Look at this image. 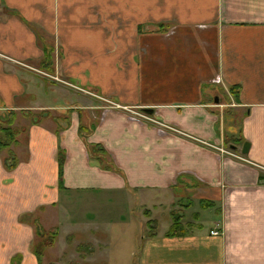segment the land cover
<instances>
[{"label": "crops", "instance_id": "crops-1", "mask_svg": "<svg viewBox=\"0 0 264 264\" xmlns=\"http://www.w3.org/2000/svg\"><path fill=\"white\" fill-rule=\"evenodd\" d=\"M143 109L152 121L134 114ZM7 111L28 151L13 149V171L0 155V264H39L31 219L59 236L69 192L103 194L122 212L90 217L91 198L66 226L103 243L111 231L117 252L94 243L84 264H264V0H0ZM81 126L93 127L87 139ZM88 144L118 172L95 164ZM175 212L190 227L182 237L167 236ZM133 237L125 263L119 244Z\"/></svg>", "mask_w": 264, "mask_h": 264}, {"label": "rangeland", "instance_id": "rangeland-1", "mask_svg": "<svg viewBox=\"0 0 264 264\" xmlns=\"http://www.w3.org/2000/svg\"><path fill=\"white\" fill-rule=\"evenodd\" d=\"M26 124H27V122H26ZM20 142H21V145H19L20 149H18V150L24 154L26 151H28L27 145L25 146L27 140L22 139ZM17 148L18 147H14L13 149L16 151ZM22 149H23V151H22ZM17 156H18V154H17ZM18 158L21 162L22 156L20 155V156H18ZM24 161H26L25 157H24ZM69 194H71V195H63L62 196V202L63 203L56 212L57 213L56 215L58 216L57 222L64 223V225L60 227V229H61L60 233L61 234L65 233L67 235L64 236L62 234V236H61V234H60L58 236L60 241L58 242V238H57L55 245L52 247L51 250H49V253H47L46 251L43 252V254H45L43 257V264H46L48 262H49V264H59V263H61L60 261H62V263H64V264H78V263L84 264L82 262L83 256L92 255L93 251L98 253L96 248L91 250L92 245H94V243L96 244V246H98L97 243L106 244V245H104L105 247H107V248H105V252H117V247H115L114 244H112L113 241H112V234L110 233L111 231L107 232V235H109L106 238L107 243H103L102 241L96 242L98 240V237H99L97 235H93L96 233V231H76V232L71 231V232H69L68 229L66 228V226H68L69 223H72V219L74 221H76L77 220L76 217L80 216L79 215L80 213L89 211L90 205L88 203H89V199H91V198H93V199L98 198L99 199V201L97 199H95L97 202V206L99 208L89 212L91 214H94V215H90V217L97 218L98 217L97 214H101L104 217L107 215H111V216H113V218H116L122 213L120 211L121 209L118 207V205L115 203H105L106 202V201H104L105 195H103V194H92V193L78 194L77 192H69ZM109 196H115V194H112ZM119 204L124 205L125 203H122L119 201ZM138 205H139V203L136 202L135 203V207L137 209L136 211H137V213L140 212L139 213L140 216H143V210H142V208L138 207ZM82 206H83V209H85V211H83L81 209ZM105 208L107 209V214L103 212V210ZM164 209L168 210L169 208L162 206L160 210L163 211ZM75 212L77 214L72 215V213H75ZM188 214H186V215H188ZM176 215H180V214L175 212L172 215L173 220H174V217ZM131 216H132V213H131ZM90 217H88V221H86L88 225L95 223L94 220H90ZM83 218L86 219L87 215H85V216L83 215ZM33 220L34 219H31V221H33ZM27 221H29V220H27ZM182 221H183V219H182ZM154 225H155L156 231L154 230L152 223L148 226L147 225L145 227L143 226V231H139L140 237L142 236V234L145 236H147V235L148 236H154L158 232L157 229H158V226H160V223H159V225H156V223L154 222ZM62 227H64V228H62ZM89 227H90V225H89ZM140 228H141V226H140ZM145 228H147V230ZM121 233L124 236V238H122V239H125L126 238L125 231H121ZM100 238H103V237H100ZM40 242H41V239L39 240V238L36 235V239L34 240V246H37V245L39 246ZM134 242H135V238L133 237V244L132 245L131 244H125V243L119 244V246H122V251L124 253V257L126 258L124 260L125 263L128 260H130L129 258L131 256V252L132 251L135 252L137 250L138 245L137 244L135 245ZM11 264H13V262H11ZM106 264H110V263L106 262Z\"/></svg>", "mask_w": 264, "mask_h": 264}, {"label": "trees", "instance_id": "trees-1", "mask_svg": "<svg viewBox=\"0 0 264 264\" xmlns=\"http://www.w3.org/2000/svg\"><path fill=\"white\" fill-rule=\"evenodd\" d=\"M47 47V46H46ZM232 94L236 96V100L239 97V87L232 89ZM18 116L17 113L13 111L0 112V155L2 157L4 167L13 171L20 160L17 154L13 151L14 147H17L20 143L19 137L24 132V129H20L16 126L15 122ZM92 128H87L84 126L80 127V133L84 139L88 138V135L92 132ZM89 157L95 164L99 165L101 168L107 171L118 172L113 161L108 158L106 151L100 146L95 144H88ZM65 157L62 152H59L58 163H59V188H63V169H64ZM33 224L35 226V232L39 240V246H34L32 244V251L34 255L38 258L39 264H41L42 258L45 254L43 252L47 251L48 248H52L58 238L57 229L46 231L40 224L39 221L34 219ZM189 224H184L182 222V216L176 215L173 220V225L168 231V237H182L186 235L189 230ZM21 255H16L12 262L13 264H21Z\"/></svg>", "mask_w": 264, "mask_h": 264}, {"label": "built area", "instance_id": "built-area-1", "mask_svg": "<svg viewBox=\"0 0 264 264\" xmlns=\"http://www.w3.org/2000/svg\"><path fill=\"white\" fill-rule=\"evenodd\" d=\"M56 80H58V78L56 79ZM99 99H101V100H104L103 98H100V97H98ZM112 105H114V108H119V107H115V105L116 104H112ZM124 110H127V111H129V109H127V108H125ZM134 114L138 117V118H141L142 120H144V121H152V119L150 118V116H148L147 114H145V113H135L134 112ZM223 152V153H226V154H230V155H233V153L231 152V151H225V150H223V149H220V152ZM221 233H220V230H219V224H217L216 225V227H215V229L213 230V231H211V235L212 236H219Z\"/></svg>", "mask_w": 264, "mask_h": 264}, {"label": "water", "instance_id": "water-1", "mask_svg": "<svg viewBox=\"0 0 264 264\" xmlns=\"http://www.w3.org/2000/svg\"><path fill=\"white\" fill-rule=\"evenodd\" d=\"M143 112L147 113V114H152L153 110L152 109H143ZM249 147L250 145L248 143H245L242 147V154L247 155L249 152ZM232 149L236 150L237 147H231Z\"/></svg>", "mask_w": 264, "mask_h": 264}]
</instances>
